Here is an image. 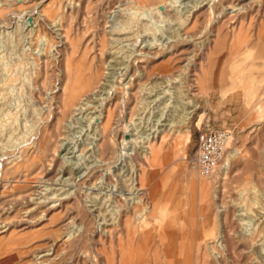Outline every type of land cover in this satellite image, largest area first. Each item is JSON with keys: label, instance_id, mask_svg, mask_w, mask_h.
<instances>
[{"label": "rangeland", "instance_id": "obj_1", "mask_svg": "<svg viewBox=\"0 0 264 264\" xmlns=\"http://www.w3.org/2000/svg\"><path fill=\"white\" fill-rule=\"evenodd\" d=\"M0 127V264H264V0H0Z\"/></svg>", "mask_w": 264, "mask_h": 264}, {"label": "bare ground", "instance_id": "obj_2", "mask_svg": "<svg viewBox=\"0 0 264 264\" xmlns=\"http://www.w3.org/2000/svg\"><path fill=\"white\" fill-rule=\"evenodd\" d=\"M26 2V1H25ZM54 2V1H53ZM55 5H58L57 3H53L52 5H47V7H45L44 9V12L42 13V15L44 17H49L48 15V12L47 10L49 9H55ZM44 8V7H43ZM58 8V6H57ZM49 19V18H48ZM46 19V20H48ZM50 20V19H49ZM252 53V52H251ZM251 53L250 51L246 53V57L244 59V62L246 63L249 59H250V56H251ZM93 58V57H92ZM95 58V57H94ZM97 63V61H96ZM94 62V64H96ZM242 64H243V61L237 65H235L234 67V75H236V79L238 80L239 77L237 75V72H239L241 70L240 67H242ZM98 65V64H97ZM94 66V65H93ZM247 66V65H246ZM84 68V67H83ZM94 68V67H93ZM86 69V68H85ZM92 69V67L90 68V70L88 72H90ZM95 69V68H94ZM244 69V67H243ZM99 74V73H98ZM97 74V75H98ZM96 75V74H95ZM65 77L63 78L65 84H64V88H63V101H62V104H63V107L61 108V105H60V108L62 109L60 111L61 113V117L62 118H66L68 114H71L75 109L77 110V107L78 105L80 104V102L82 101V99L84 97H86V95H89V93H91L92 91H94L95 86L96 85V81H95V76L93 75L92 72L89 73V75L87 76H84L81 77L80 76V73L78 71L77 68L75 67H72V66H68V69H67V72L66 74L64 75ZM85 79V80H84ZM240 82H241V85L242 87L244 88V90L246 91L247 95V99L249 101H253L256 97H257V94H258V87H257V83H255L254 81L251 82V81H247V80H242V79H239ZM233 81V80H232ZM63 82V83H64ZM234 82V81H233ZM88 97V96H87ZM61 99V100H62ZM82 105V104H81ZM81 107V106H80ZM113 110V109H112ZM115 110V109H114ZM114 112L115 111H107V114L100 120V131H99V135H100V139H99V142H98V151L100 153V155L102 156H106L109 155V151L111 152V149L113 148L112 147V142H111V139H110V133H111V128H112V121H113V115H114ZM191 112V111H190ZM258 112L260 114H262L263 112V106H259L258 107ZM104 114V113H103ZM190 116V115H188ZM186 116V119L187 117ZM102 117V116H101ZM185 119V120H186ZM50 121V120H49ZM61 126V125H60ZM1 128V127H0ZM56 131V130H55ZM57 132V131H56ZM46 138V137H45ZM48 141H50L48 138H46ZM45 139V140H46ZM163 140V139H162ZM188 140V139H187ZM47 141V142H48ZM159 144V143H157ZM160 146V145H159ZM40 150H44L45 149V145L44 143L42 142L41 143V146H40ZM162 147V145H161ZM164 147V145H163ZM159 149V148H158ZM157 152V151H156ZM154 154V153H153ZM157 154V153H155ZM164 155V154H163ZM162 156V155H161ZM109 157V156H108ZM150 157V156H149ZM104 158V157H103ZM146 159V158H145ZM147 160V159H146ZM46 161V160H45ZM47 162V161H46ZM219 164L218 166H216V168L214 169L213 172H211L210 174H203L200 170V173L204 176H207V177H211L213 176L215 173H216V170L219 168ZM142 170V169H141ZM145 172V170H144ZM144 174V173H143ZM141 176V175H140ZM143 176V175H142ZM145 176V175H144ZM141 178V177H140ZM205 188V187H204ZM206 189V188H205ZM210 194V193H209ZM210 199V198H209ZM149 228V227H148ZM6 231V230H5ZM231 233V232H230ZM257 242V241H256ZM256 245V244H255ZM130 249V248H129ZM170 249V248H169ZM140 252V251H139ZM126 253V251H125ZM176 252L173 251V248H172V251L168 252V259L170 261L171 264H175L176 261H177V256H176ZM126 255V254H125ZM124 255V256H125ZM146 255V254H145ZM165 256H166V252H165ZM253 258V257H252ZM179 259V258H178ZM125 260V259H124ZM182 261V260H180ZM184 261V260H183ZM181 264V263H180Z\"/></svg>", "mask_w": 264, "mask_h": 264}, {"label": "built area", "instance_id": "obj_3", "mask_svg": "<svg viewBox=\"0 0 264 264\" xmlns=\"http://www.w3.org/2000/svg\"><path fill=\"white\" fill-rule=\"evenodd\" d=\"M230 136L228 129L206 127L200 131L196 161L203 174H210L214 171Z\"/></svg>", "mask_w": 264, "mask_h": 264}]
</instances>
